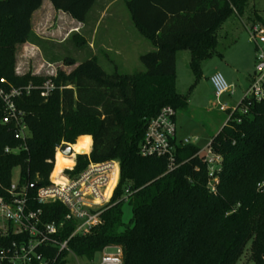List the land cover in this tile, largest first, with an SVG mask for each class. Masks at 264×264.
I'll list each match as a JSON object with an SVG mask.
<instances>
[{
    "label": "trees",
    "instance_id": "trees-1",
    "mask_svg": "<svg viewBox=\"0 0 264 264\" xmlns=\"http://www.w3.org/2000/svg\"><path fill=\"white\" fill-rule=\"evenodd\" d=\"M49 1L78 22L86 20L95 2ZM250 1L126 0L134 26L153 46L139 55L144 69L126 73L115 67L107 72L94 56L79 62L63 57V64L72 67L67 72L57 68L49 77L54 88L47 97L35 88L16 99L30 131L25 148L17 152H5L21 141L2 123L0 99V194L14 181L12 170L17 167L16 181L26 185L30 207L41 209L43 223L61 222L54 236L68 239L76 222L63 220L65 207L38 204L34 197L38 187L49 185L51 171L57 180L73 165V156H62L57 147L69 143L80 149L91 138L90 152L76 154L66 172L76 174L89 161L115 159L120 176L98 225L67 241L71 254L91 262L104 248L118 246L122 264H232L250 243L249 260L264 264V190L258 188L264 182V100H251L246 113L235 112L211 136V145L223 155L216 194L207 188L206 167L195 155V144L176 145L178 166L173 170H167L164 157L139 153L150 118L165 106H187V96L175 89L176 52L189 51V66L198 77L200 62L216 48V30L228 18L241 20L247 28L264 26L262 13L253 6L248 9ZM41 3L0 0V78L13 85L41 86L48 78L30 70L15 73L16 45L35 44L49 63L56 60L47 56L44 42L32 31L31 17ZM125 199L132 211L127 224L121 209ZM19 237L0 234V247ZM40 251L51 258L57 247ZM68 254L61 251L52 264H66Z\"/></svg>",
    "mask_w": 264,
    "mask_h": 264
},
{
    "label": "built area",
    "instance_id": "built-area-1",
    "mask_svg": "<svg viewBox=\"0 0 264 264\" xmlns=\"http://www.w3.org/2000/svg\"><path fill=\"white\" fill-rule=\"evenodd\" d=\"M248 30L256 49L254 73L236 105L228 107L218 104L220 110L224 112L229 110L222 127L227 125L235 112L246 113L251 100H264V50L262 47L264 45V26L255 24ZM32 51L33 56L34 49ZM46 64L50 66V63L46 62ZM43 66L44 64H41L37 70L32 72V74L48 77L41 86L31 83L13 85L8 83L4 77L0 78V99L4 108L2 123L9 124L13 129L14 138L21 141L16 147H5V152H17L25 148L23 142L30 133L24 118V111L17 107L16 99L30 94L31 90L35 88H39L41 95L47 97L54 88L49 77L54 76L56 70H46L44 73H40ZM19 72L16 68L15 73L21 75ZM210 81L216 97L228 93L231 89V85L219 72L211 75ZM243 101L246 104H243ZM196 139L197 137L193 138L194 141ZM194 141L179 136L176 110L165 106L156 116L147 121L144 138L139 145V153L143 156L164 157L167 162V170H173L178 166L175 158L176 145L194 144ZM59 147L56 152L59 151ZM75 155L73 153L72 156L75 158ZM195 155L201 157L205 164L207 188L211 193L216 194L223 167V155L214 149L211 141L205 148H199ZM72 167L64 168L57 180L49 176V185L38 187L34 197L38 204L58 202L65 207L67 212L63 220L76 222L70 237L75 234H88L98 225L100 215L110 203L120 176L119 162L115 159L99 162L89 161L80 172L67 173L66 169L71 170ZM112 183L113 186L110 189ZM258 188L263 191L264 182L259 184ZM40 213L41 209L30 207L26 185H19L17 181H12L10 186L3 190V193L0 194V234L20 237L18 240L13 239L8 245L0 247V264H52L61 251L65 250L71 254L67 246L70 237L60 241L54 236L62 225L61 222L58 225L54 222L43 223ZM15 226L18 227L16 233H14ZM48 245L57 247L56 256L50 258L40 251L41 248ZM115 247L116 253L102 254L98 264H122L121 249L118 246Z\"/></svg>",
    "mask_w": 264,
    "mask_h": 264
},
{
    "label": "rangeland",
    "instance_id": "rangeland-1",
    "mask_svg": "<svg viewBox=\"0 0 264 264\" xmlns=\"http://www.w3.org/2000/svg\"><path fill=\"white\" fill-rule=\"evenodd\" d=\"M125 3L126 0H115L99 23L98 14L92 13L89 19L80 25L61 10L53 9L51 6L43 7L34 14L32 29L44 42L47 56H56V60L48 66L46 64L48 57L44 56L41 50H34L36 52L32 56V49H35L33 45L22 43L15 47V70L17 68L20 74H24L29 70L33 72L44 64L40 73L46 70L55 71L57 68L67 72L72 66L63 64V57H72L79 62L91 53L95 54V58L107 72H111L115 67L119 72L126 73L143 70L144 67L139 61V52H143L145 45L150 47L152 44L141 34L142 38L135 41V46L133 43L129 45V41L120 36L124 26L131 23ZM252 6L264 16V0H251L248 9ZM91 17H94L95 21L91 22ZM248 29L249 27H245L241 20L228 18L216 30L215 35L218 39L216 48L210 56L200 62L198 77L189 66V51L179 50L175 54V89L178 93L187 96V106L176 110L177 131L180 137L190 138L191 141L197 137L194 144L200 149L209 144L211 136L226 120V113L219 109L218 104L228 107L236 105L253 76L256 49ZM107 34L110 35L108 41L102 39L107 37ZM262 47L264 50V45ZM216 72L221 73L231 85V92L220 97L214 95L210 81V76ZM91 141V138H87L82 148L73 147L74 154H88L91 150ZM18 172L17 167L12 170L14 181L18 179ZM114 181L115 175L113 183ZM121 209L122 221L127 224L131 220L132 211L126 199ZM115 253V246L106 247L102 252L97 253L91 262L84 257L68 254L66 264H98L102 254ZM249 253L250 243L232 264H253L249 260Z\"/></svg>",
    "mask_w": 264,
    "mask_h": 264
},
{
    "label": "crops",
    "instance_id": "crops-1",
    "mask_svg": "<svg viewBox=\"0 0 264 264\" xmlns=\"http://www.w3.org/2000/svg\"><path fill=\"white\" fill-rule=\"evenodd\" d=\"M99 0H95V2H94V4H93V6L91 7V9L89 10V12H88V15H87V20L89 19V17H90V15L92 14V13H96V14H98V16H99V18H98V20H97V22L99 23L104 17H105V14H106V12H107V10H108V8L111 6V4H114V2H115V0H112V1H108V0H104V1H102V2H100ZM98 4H100V5H98ZM49 6H51L53 9H54V7L52 6V4L50 3V1L49 0H47V1H43L42 0V3H41V5H40V7L37 9V10H35L34 12H33V14H32V17H31V25H32V19H33V16H34V14L35 13H37L39 10H41V9H43V7H49ZM45 9V8H44ZM64 13V12H63ZM91 19V22H93V21H95L94 20V17H91L90 18ZM75 22H77L79 25L80 24H82L83 22H78V21H76L75 19H73ZM130 20H131V17H130ZM125 28H124V30L122 31V34L120 35V36H123V39L124 40H126V41H129V45H131L132 43H133V46H135V41L136 40H138V39H140V38H142V36L140 35V32L136 29V27L134 26V24H133V22H132V20H131V23L130 24H128V25H126V26H124ZM32 31H33V29H32ZM33 33L36 35V36H38V37H40L39 35H38V33H36V32H34L33 31ZM109 38H110V35L109 34H107V37H105V38H102V39H105L106 41H108L109 40ZM122 39V40H123ZM26 43H29V42H26ZM30 45H33V47L35 48L34 50H38L39 49V47L38 46H36L35 44H31V43H29ZM153 48V46H150V47H147V45H145V49L144 50H142L143 52H139V55L141 54V53H144V52H146V51H149V50H151ZM40 50V49H39ZM34 52H36V51H34ZM89 56H94L95 57V54L94 53H91ZM88 56V57H89ZM98 60V59H97ZM98 62H99V60H98ZM81 136H84V135H81ZM80 137V136H79ZM91 137V136H90ZM92 142V141H91ZM91 148V147H90ZM55 162V161H54ZM73 165H74V158H73ZM72 165V166H73ZM71 166V167H72ZM70 167V168H71Z\"/></svg>",
    "mask_w": 264,
    "mask_h": 264
},
{
    "label": "water",
    "instance_id": "water-1",
    "mask_svg": "<svg viewBox=\"0 0 264 264\" xmlns=\"http://www.w3.org/2000/svg\"><path fill=\"white\" fill-rule=\"evenodd\" d=\"M59 151L63 154V155H66V156H72L73 155V149L71 147V144L69 143H65L63 145H61L59 147ZM80 154H84V153H80ZM34 187V186H33ZM14 233H16V229L18 228L17 226L14 227Z\"/></svg>",
    "mask_w": 264,
    "mask_h": 264
},
{
    "label": "bare ground",
    "instance_id": "bare-ground-1",
    "mask_svg": "<svg viewBox=\"0 0 264 264\" xmlns=\"http://www.w3.org/2000/svg\"><path fill=\"white\" fill-rule=\"evenodd\" d=\"M71 147H72V145H71ZM72 149H73V147H72ZM73 152H74V151H73ZM58 153L61 154L62 156H66V155H63L60 151H58Z\"/></svg>",
    "mask_w": 264,
    "mask_h": 264
}]
</instances>
